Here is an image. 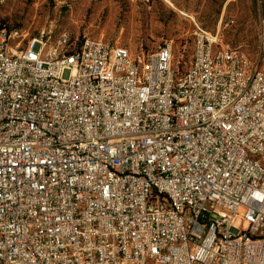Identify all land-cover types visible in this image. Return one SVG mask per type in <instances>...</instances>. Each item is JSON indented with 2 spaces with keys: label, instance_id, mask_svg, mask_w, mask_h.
Here are the masks:
<instances>
[{
  "label": "built area",
  "instance_id": "built-area-1",
  "mask_svg": "<svg viewBox=\"0 0 264 264\" xmlns=\"http://www.w3.org/2000/svg\"><path fill=\"white\" fill-rule=\"evenodd\" d=\"M260 3L256 59L199 28L186 69L0 26V264H264Z\"/></svg>",
  "mask_w": 264,
  "mask_h": 264
},
{
  "label": "rangeland",
  "instance_id": "rangeland-1",
  "mask_svg": "<svg viewBox=\"0 0 264 264\" xmlns=\"http://www.w3.org/2000/svg\"><path fill=\"white\" fill-rule=\"evenodd\" d=\"M260 0H7L0 22L37 34L67 31L75 45L88 36L152 52L174 42V64L192 59L195 31L220 30L224 42L257 58L261 38ZM69 70L65 71L68 76Z\"/></svg>",
  "mask_w": 264,
  "mask_h": 264
},
{
  "label": "trees",
  "instance_id": "trees-1",
  "mask_svg": "<svg viewBox=\"0 0 264 264\" xmlns=\"http://www.w3.org/2000/svg\"><path fill=\"white\" fill-rule=\"evenodd\" d=\"M3 25H7L8 27H10V28H13V27H11L10 25H8V24H6V23H4V22H0V26H3ZM81 44H79L78 46H80Z\"/></svg>",
  "mask_w": 264,
  "mask_h": 264
}]
</instances>
